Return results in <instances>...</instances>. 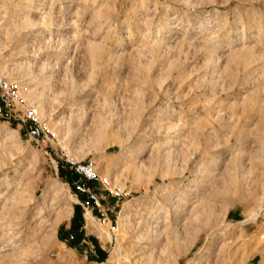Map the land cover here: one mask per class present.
<instances>
[{
    "label": "rangeland",
    "instance_id": "1",
    "mask_svg": "<svg viewBox=\"0 0 264 264\" xmlns=\"http://www.w3.org/2000/svg\"><path fill=\"white\" fill-rule=\"evenodd\" d=\"M0 69L56 135L0 123V264H264V0H0Z\"/></svg>",
    "mask_w": 264,
    "mask_h": 264
},
{
    "label": "built area",
    "instance_id": "2",
    "mask_svg": "<svg viewBox=\"0 0 264 264\" xmlns=\"http://www.w3.org/2000/svg\"><path fill=\"white\" fill-rule=\"evenodd\" d=\"M12 119H20L27 123L29 135L34 141L43 144L52 143L56 138L55 133L42 122L37 105L23 96L20 84L8 78L0 69V123ZM67 164L75 176L72 183L75 193L78 197L84 198L80 205L93 215L94 208L98 209L99 221L111 225L109 214L97 194L98 190L103 189L106 197L116 200L117 203L130 198L131 191L121 185L113 184L110 178L99 174L94 159L87 161L68 159Z\"/></svg>",
    "mask_w": 264,
    "mask_h": 264
},
{
    "label": "bare ground",
    "instance_id": "3",
    "mask_svg": "<svg viewBox=\"0 0 264 264\" xmlns=\"http://www.w3.org/2000/svg\"><path fill=\"white\" fill-rule=\"evenodd\" d=\"M38 108V107H37ZM87 218H88V220L89 221H91V222H94L95 220H94V217H93V215H92V213L91 212H89L88 214H87ZM102 230H104V232H105V234L108 236V238L109 239H111V232L107 229V228H105V227H102Z\"/></svg>",
    "mask_w": 264,
    "mask_h": 264
},
{
    "label": "trees",
    "instance_id": "4",
    "mask_svg": "<svg viewBox=\"0 0 264 264\" xmlns=\"http://www.w3.org/2000/svg\"><path fill=\"white\" fill-rule=\"evenodd\" d=\"M72 176H73V174H72ZM76 208L79 209V206H77ZM76 238H78L77 232L74 233V234H72V233L69 232L68 238H65V240L72 244V243L75 242Z\"/></svg>",
    "mask_w": 264,
    "mask_h": 264
}]
</instances>
